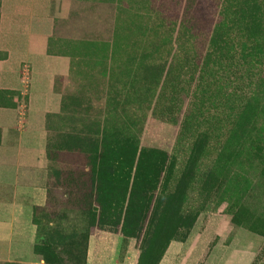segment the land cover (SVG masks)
Masks as SVG:
<instances>
[{
    "label": "rangeland",
    "instance_id": "374dc122",
    "mask_svg": "<svg viewBox=\"0 0 264 264\" xmlns=\"http://www.w3.org/2000/svg\"><path fill=\"white\" fill-rule=\"evenodd\" d=\"M68 1L37 242L0 264H264V0Z\"/></svg>",
    "mask_w": 264,
    "mask_h": 264
},
{
    "label": "crops",
    "instance_id": "0c3cea01",
    "mask_svg": "<svg viewBox=\"0 0 264 264\" xmlns=\"http://www.w3.org/2000/svg\"><path fill=\"white\" fill-rule=\"evenodd\" d=\"M68 0H3L0 17V261L24 262L37 242L26 202L46 203L34 170L44 166L48 121L61 112L56 81L70 75L68 57L51 54L55 22L70 11ZM251 250V249H250ZM228 254L223 264H249Z\"/></svg>",
    "mask_w": 264,
    "mask_h": 264
}]
</instances>
